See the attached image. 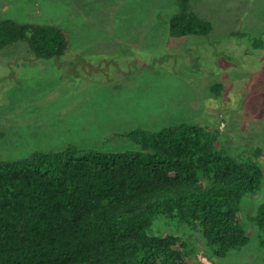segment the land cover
Returning a JSON list of instances; mask_svg holds the SVG:
<instances>
[{"label": "rangeland", "instance_id": "obj_1", "mask_svg": "<svg viewBox=\"0 0 264 264\" xmlns=\"http://www.w3.org/2000/svg\"><path fill=\"white\" fill-rule=\"evenodd\" d=\"M190 4L212 22L207 36L169 34L174 0H0V18L55 24L70 39L65 54L48 59L23 41L0 49V160L67 143L134 148L124 131L185 121L211 131L226 154L258 161L264 174V0ZM263 197L264 178L239 201L248 242L222 257L178 220L159 217L150 232L185 240L192 264H264V232L253 220Z\"/></svg>", "mask_w": 264, "mask_h": 264}, {"label": "trees", "instance_id": "obj_2", "mask_svg": "<svg viewBox=\"0 0 264 264\" xmlns=\"http://www.w3.org/2000/svg\"><path fill=\"white\" fill-rule=\"evenodd\" d=\"M190 1L174 0L171 36L213 29ZM22 41L41 59L70 47L58 25L0 18V49ZM221 89L211 86L215 96ZM124 135L134 148L79 151L67 143L0 160V264H192L185 240L150 232L159 217L200 231L219 257L248 242L239 201L261 189L258 161L226 154L211 131L185 121ZM253 220L264 232V197Z\"/></svg>", "mask_w": 264, "mask_h": 264}]
</instances>
